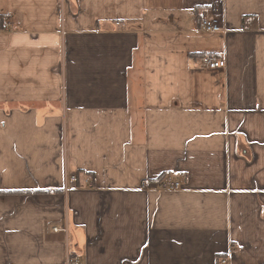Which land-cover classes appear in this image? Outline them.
Listing matches in <instances>:
<instances>
[{
    "label": "crops",
    "instance_id": "crops-1",
    "mask_svg": "<svg viewBox=\"0 0 264 264\" xmlns=\"http://www.w3.org/2000/svg\"><path fill=\"white\" fill-rule=\"evenodd\" d=\"M74 258L264 264V0H0V264Z\"/></svg>",
    "mask_w": 264,
    "mask_h": 264
},
{
    "label": "built area",
    "instance_id": "built-area-1",
    "mask_svg": "<svg viewBox=\"0 0 264 264\" xmlns=\"http://www.w3.org/2000/svg\"><path fill=\"white\" fill-rule=\"evenodd\" d=\"M117 24L119 25V23ZM201 27L206 31L212 32H219L223 30V27L220 25L217 19H204L201 21ZM200 62L205 69L209 70H217L226 67V60L223 57L212 54L200 56ZM70 180L74 181L75 178L70 177ZM144 186L146 187L147 185L144 184ZM160 187L163 189H179L182 187V184L177 180L167 178L160 184ZM222 263H226V260L223 259ZM69 264H82V261L79 258H74Z\"/></svg>",
    "mask_w": 264,
    "mask_h": 264
},
{
    "label": "trees",
    "instance_id": "trees-1",
    "mask_svg": "<svg viewBox=\"0 0 264 264\" xmlns=\"http://www.w3.org/2000/svg\"><path fill=\"white\" fill-rule=\"evenodd\" d=\"M201 22V21H200ZM205 54H210V53H205ZM205 54H202L201 56H203V55H205ZM212 55H215V54H212ZM217 56V55H216ZM92 177H94L95 178V176H94V174H90ZM14 192H19V191H14ZM3 193H11V191H5V192H3Z\"/></svg>",
    "mask_w": 264,
    "mask_h": 264
}]
</instances>
